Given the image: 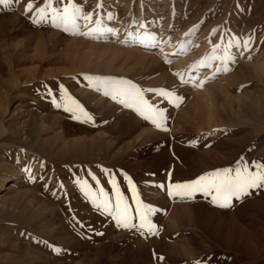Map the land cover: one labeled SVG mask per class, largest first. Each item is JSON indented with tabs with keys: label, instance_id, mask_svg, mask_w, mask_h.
I'll use <instances>...</instances> for the list:
<instances>
[{
	"label": "rangeland",
	"instance_id": "374dc122",
	"mask_svg": "<svg viewBox=\"0 0 264 264\" xmlns=\"http://www.w3.org/2000/svg\"><path fill=\"white\" fill-rule=\"evenodd\" d=\"M149 1L73 0L93 14L80 31L102 21L104 31L88 35L33 24L45 0L0 3V118L10 120L15 142L0 154L11 163L24 158L17 205L28 208L0 212V264H264V187L233 197L229 207L200 192L167 191L169 173L176 183L264 164V0H153L148 9ZM66 3L52 0V7ZM179 58L187 70L176 66ZM96 78L139 86L164 111L167 130L91 86ZM61 85L90 121L64 110ZM160 90L182 100L169 102ZM200 93L212 100L209 117ZM55 116L64 145L51 139ZM142 129L149 134L138 136ZM113 179L132 223L139 224L137 199L153 209L151 233L118 226L82 187L103 189L101 199L114 208Z\"/></svg>",
	"mask_w": 264,
	"mask_h": 264
},
{
	"label": "snow or ice",
	"instance_id": "6c2138e0",
	"mask_svg": "<svg viewBox=\"0 0 264 264\" xmlns=\"http://www.w3.org/2000/svg\"><path fill=\"white\" fill-rule=\"evenodd\" d=\"M7 2H9V0H0V3ZM97 7H102V4H98ZM31 9H33V4L29 3L25 8V12ZM31 19L33 24L47 23L50 21L53 27L63 28L65 32L71 31L73 34L79 35H88L93 32L104 31L102 21L99 19L95 20L96 27L89 29V32L80 31L79 22L83 20L85 22V27H87L88 23L92 22L93 14L92 12H86L78 3H74L73 0H67V3L62 9L52 7V0H45L44 7L36 8ZM109 19H111V17H109ZM107 30L112 31V29ZM245 47H247V42H245ZM231 59L234 60L235 58L231 57ZM219 70L220 69L217 68V71ZM224 70H227V68ZM202 85L203 81H201L198 86ZM91 86L95 87L98 91H103L105 96H110L114 101L124 107L133 108L145 120L155 125L156 128L167 130L164 127V121L166 120L164 111L149 103L144 97V90L131 81L115 80L112 78H96ZM60 88L64 110L66 112H71L73 114V119H80L82 116L86 121H90L92 117L84 109L83 105L71 95L67 94L63 85H61ZM49 95H51V91H49ZM159 95L169 98V102H171V97L173 96H175L176 100H182V97L166 90H160ZM52 102L56 107L61 106L55 97ZM255 167L257 169L256 171H249L248 166L244 165L243 167L236 168L234 173L230 168L217 169L198 176L194 180L176 183L171 182V173H169V183L167 186L168 195L170 197L181 196L191 198L196 193L200 192L205 196L211 195L214 204H219L220 207H229L233 197L240 198L241 196L247 195L250 189L264 187V164H255ZM28 171H30V169ZM126 179L128 178L126 177ZM128 182L131 186L132 182L130 179ZM112 186L116 196L114 208L109 200L101 199V197L105 195L103 189H100L98 194H93L86 182L82 185L86 195L90 196L92 202L111 215L118 226L123 228H146L147 231L151 233L154 225H152L149 220L148 214L153 211V209L150 206L142 204V202L137 199L136 212L139 217V224L132 223L129 218L127 205H124V198L114 179L112 180ZM159 187L162 188L163 185H159ZM132 190L135 194L136 189L134 186ZM54 251L59 252L60 249L54 248ZM160 259H163V257H160ZM194 264H201V262L196 261Z\"/></svg>",
	"mask_w": 264,
	"mask_h": 264
},
{
	"label": "bare ground",
	"instance_id": "6f19581e",
	"mask_svg": "<svg viewBox=\"0 0 264 264\" xmlns=\"http://www.w3.org/2000/svg\"><path fill=\"white\" fill-rule=\"evenodd\" d=\"M147 6H148V9H152L154 7L153 0H150L148 2ZM182 60H185V59H182ZM175 64H176V66H178L180 68H183L184 66H187L186 67V70L188 69V66H189V64L186 65V64L182 63L180 58L175 60ZM197 93H199V92H197ZM198 96H201L200 99L205 102L204 105L207 106V111H208L207 112V116L209 117L210 116L211 109H212V100H211V98L209 99L208 96H206L207 99L204 98L203 93H200ZM55 118H56V124H55V126H54V128H53V130L51 132V139H52L53 142L58 143L59 145H64L65 142H64V136H63L64 135L63 122H62V120H59L60 117L55 116ZM9 121L8 122H5L2 118H0V147L6 146V145L12 146L13 143H15V142H12L11 139L9 140V138L12 136L11 135V132H10L11 131L10 130L11 127H10V122ZM43 126H44V123L41 121L40 122V128H42ZM19 128H20V130H19V132H20V134H19L20 135L19 141H20V143L22 145H24V143L28 140V132H29L28 125L25 123V121H22V122L19 123ZM149 132L150 131L147 130V129H142L141 133L139 132L140 134L138 136H144L145 137V136H147L149 134ZM89 133H90V131L87 130L86 131L87 137H88ZM101 134L103 136H106L108 134V132L106 134L104 131H102ZM99 137H101V136H99ZM138 138L140 139V137H138ZM17 164H19V166L25 164V160H24L23 157H21V155L18 156L16 163H11L9 161V159H8L7 156H3V153L0 154V171H3V173L1 172L2 175H0V212L5 211L6 209H20V212H25V211L28 210V208H26L25 205H23V206L22 205L21 206H18L19 204L17 205V192H19L18 191L19 186L22 183L25 182L24 175L23 174H19V169H18V165ZM25 192L26 193H29L30 192V189H26ZM21 198H22V196H21ZM28 201H29L30 204L33 203V202H35L34 201V198L32 196H30V198L28 199ZM25 203H27V202H25ZM40 204L41 203H39V204L38 203H34L31 206H33L34 209H38ZM30 210H31V208H30Z\"/></svg>",
	"mask_w": 264,
	"mask_h": 264
}]
</instances>
